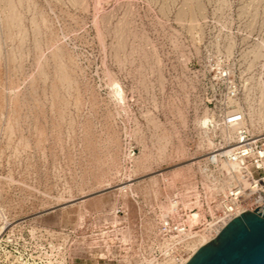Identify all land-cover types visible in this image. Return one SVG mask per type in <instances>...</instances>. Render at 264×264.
<instances>
[{"label":"rangeland","instance_id":"1","mask_svg":"<svg viewBox=\"0 0 264 264\" xmlns=\"http://www.w3.org/2000/svg\"><path fill=\"white\" fill-rule=\"evenodd\" d=\"M239 107L264 131V0H0V223H96L89 264L152 256Z\"/></svg>","mask_w":264,"mask_h":264},{"label":"built area","instance_id":"2","mask_svg":"<svg viewBox=\"0 0 264 264\" xmlns=\"http://www.w3.org/2000/svg\"><path fill=\"white\" fill-rule=\"evenodd\" d=\"M223 77L230 81V71ZM229 93L236 95V88ZM210 126L222 131L219 142L193 163L197 169L190 183L176 187L157 224L156 254L140 251L122 264H183L202 233L217 235L235 217L264 205V131L254 128L244 107L226 112ZM1 221L0 264H89L88 258L77 261L75 250L87 242L98 249L105 236L96 223L89 234H77L30 219Z\"/></svg>","mask_w":264,"mask_h":264},{"label":"water","instance_id":"3","mask_svg":"<svg viewBox=\"0 0 264 264\" xmlns=\"http://www.w3.org/2000/svg\"><path fill=\"white\" fill-rule=\"evenodd\" d=\"M231 220L185 264H264V205Z\"/></svg>","mask_w":264,"mask_h":264},{"label":"bare ground","instance_id":"4","mask_svg":"<svg viewBox=\"0 0 264 264\" xmlns=\"http://www.w3.org/2000/svg\"><path fill=\"white\" fill-rule=\"evenodd\" d=\"M207 121H208V119H206V123H207ZM206 123H205V125H206ZM195 217L197 216V214L196 215H194ZM217 235H206V234H201L200 235V237L198 238V240H196L195 242H194V244L192 245V249H191V254H189V257H187L185 260H184V262H183V264H185L193 255H194V253H196L197 251H198V249L202 246V245H204V244H206V243H208L210 240H212L214 237H216Z\"/></svg>","mask_w":264,"mask_h":264}]
</instances>
